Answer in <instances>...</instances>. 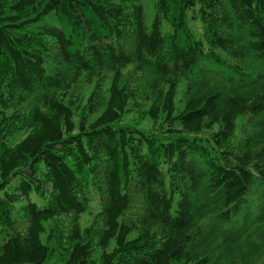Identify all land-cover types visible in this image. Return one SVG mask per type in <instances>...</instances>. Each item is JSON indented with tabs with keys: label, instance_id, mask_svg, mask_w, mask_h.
<instances>
[{
	"label": "trees",
	"instance_id": "trees-1",
	"mask_svg": "<svg viewBox=\"0 0 264 264\" xmlns=\"http://www.w3.org/2000/svg\"><path fill=\"white\" fill-rule=\"evenodd\" d=\"M0 264H264V0H0Z\"/></svg>",
	"mask_w": 264,
	"mask_h": 264
},
{
	"label": "rangeland",
	"instance_id": "rangeland-1",
	"mask_svg": "<svg viewBox=\"0 0 264 264\" xmlns=\"http://www.w3.org/2000/svg\"><path fill=\"white\" fill-rule=\"evenodd\" d=\"M146 4L148 6V8H147V19H148V22L150 23L151 18H152V14H153V12H151V10H152V8H151V1L146 2ZM197 27L199 29L200 28V25L197 26ZM196 34L198 35V37L201 36V34H202L201 29L200 30H196ZM181 105H182V102H179L178 103V107H181ZM238 123H239V120H238ZM145 126H146V124H145ZM239 134H240V130L237 129L236 130V136L239 135ZM31 198L33 200H35L39 205H43L44 204V201L42 199H40L36 194H32ZM93 210L94 211H97L98 210V206L95 205ZM85 223H86V219L83 220V224H85Z\"/></svg>",
	"mask_w": 264,
	"mask_h": 264
}]
</instances>
